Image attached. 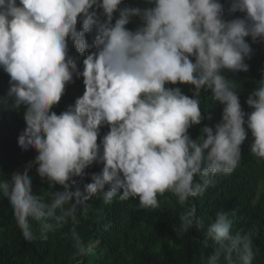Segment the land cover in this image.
Wrapping results in <instances>:
<instances>
[{
    "label": "clouds",
    "instance_id": "9594fccd",
    "mask_svg": "<svg viewBox=\"0 0 264 264\" xmlns=\"http://www.w3.org/2000/svg\"><path fill=\"white\" fill-rule=\"evenodd\" d=\"M257 44L264 0L227 8L222 0H0V70L9 77L0 110L22 112L17 146L35 153L0 180L23 239L47 241L69 219L78 222L93 198L156 210L169 193L187 205L179 232L199 230L205 249L211 241L203 264H253L257 230L234 233L235 211L224 208L205 222L190 198L233 173L249 134L250 154L264 160V68L244 101L249 111L227 75L249 72ZM76 80L83 94L58 114ZM202 94L221 106V118L193 138L205 120ZM93 166L100 171L89 173ZM33 169L47 185L43 195ZM70 235L76 256L94 250L75 227Z\"/></svg>",
    "mask_w": 264,
    "mask_h": 264
},
{
    "label": "trees",
    "instance_id": "16d2710c",
    "mask_svg": "<svg viewBox=\"0 0 264 264\" xmlns=\"http://www.w3.org/2000/svg\"><path fill=\"white\" fill-rule=\"evenodd\" d=\"M222 2L227 8L230 0ZM126 3L135 5L140 0H126ZM253 48L254 55L247 61L249 72L227 74L235 81L234 87L245 111L249 109L244 101L255 87V81L261 78V69L264 68V45H253ZM72 53L75 54L74 49ZM8 79L0 70V97L7 90ZM83 91L82 80L68 85L60 104L53 110L59 114ZM184 91L191 95L187 86ZM201 108L206 111L205 120L201 126L190 130L193 138L199 136L201 127L213 126L221 118L222 108L213 103L210 94H202ZM23 128L22 112L0 110V180L16 170L22 171L35 157L34 152L24 153L17 146V136ZM250 140L249 134V139L242 146V159L233 173L217 176L214 188H209L203 197L190 198V201L197 208L198 218L205 222L220 208L230 213L235 211L233 232L257 230L253 237L254 249L257 250L253 264H264V160L250 154ZM87 171L99 172L100 167L93 166ZM31 175L34 177V191L45 194L47 185L41 183L35 169ZM158 199L161 203L159 209L140 210L136 199L123 202L117 199L105 205L101 198H93L88 201L86 213L82 208L78 209V222L69 219L62 229L49 233L47 241L27 242L13 218L7 199L0 195V264H203L202 257L214 253L211 241L205 249L200 243L203 235L199 230L193 228L187 233L179 232L178 217L187 205H179L169 193ZM32 227L38 236V224L32 222ZM73 227L85 243L94 245V250L87 256L75 255L70 235Z\"/></svg>",
    "mask_w": 264,
    "mask_h": 264
}]
</instances>
